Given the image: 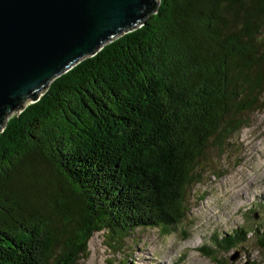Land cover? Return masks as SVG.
<instances>
[{
	"label": "trees",
	"instance_id": "16d2710c",
	"mask_svg": "<svg viewBox=\"0 0 264 264\" xmlns=\"http://www.w3.org/2000/svg\"><path fill=\"white\" fill-rule=\"evenodd\" d=\"M263 93L264 0H158L4 122L0 264H79L94 232L112 247L136 228L168 232L200 158L224 149ZM249 232L264 250L257 226L214 247Z\"/></svg>",
	"mask_w": 264,
	"mask_h": 264
},
{
	"label": "rangeland",
	"instance_id": "374dc122",
	"mask_svg": "<svg viewBox=\"0 0 264 264\" xmlns=\"http://www.w3.org/2000/svg\"><path fill=\"white\" fill-rule=\"evenodd\" d=\"M261 98L262 107L244 115L245 125L226 140L224 149L210 146L200 158L201 177L186 188V213L178 223L168 232L136 228L113 247L105 230L94 232L78 263L214 264L202 252L210 249L221 264H264L254 233L228 251L214 247L212 240L239 227L264 228V93ZM54 251L59 253L57 247ZM235 251L238 257L231 260ZM54 263L55 257L49 264Z\"/></svg>",
	"mask_w": 264,
	"mask_h": 264
},
{
	"label": "water",
	"instance_id": "95a60500",
	"mask_svg": "<svg viewBox=\"0 0 264 264\" xmlns=\"http://www.w3.org/2000/svg\"><path fill=\"white\" fill-rule=\"evenodd\" d=\"M158 0H0V131L49 83L142 25ZM26 100H29L26 102ZM238 257L235 251L231 260Z\"/></svg>",
	"mask_w": 264,
	"mask_h": 264
}]
</instances>
